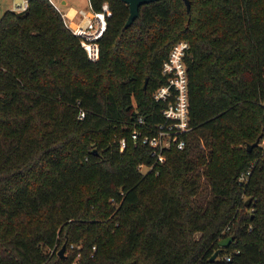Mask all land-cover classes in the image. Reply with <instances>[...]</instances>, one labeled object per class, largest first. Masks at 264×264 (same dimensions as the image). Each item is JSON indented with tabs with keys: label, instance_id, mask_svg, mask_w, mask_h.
<instances>
[{
	"label": "trees",
	"instance_id": "1",
	"mask_svg": "<svg viewBox=\"0 0 264 264\" xmlns=\"http://www.w3.org/2000/svg\"><path fill=\"white\" fill-rule=\"evenodd\" d=\"M27 1L0 15V264H264V0H155L126 28L125 2L88 0L109 7L95 61ZM179 39L190 129L154 163L131 130L162 120Z\"/></svg>",
	"mask_w": 264,
	"mask_h": 264
},
{
	"label": "built area",
	"instance_id": "2",
	"mask_svg": "<svg viewBox=\"0 0 264 264\" xmlns=\"http://www.w3.org/2000/svg\"><path fill=\"white\" fill-rule=\"evenodd\" d=\"M61 13L65 26L79 38V42L89 60L95 61L99 57L98 39L106 27V13L108 12V2L104 1L99 9H93L89 3L87 10L83 8L75 9L72 16L68 15L70 8L61 10L55 0H49ZM28 1L24 0L15 6L16 11H25ZM190 45L185 39L176 40L168 50L163 59L160 72L164 76V83L157 86L152 92V97L156 101H162L165 106L160 109L162 120L156 123H145L141 116L137 117L131 130V137L136 142L147 144L151 149L154 163H161L165 160V151L175 146L183 148L185 142L183 133L190 129L189 125V88H188V67L187 57L190 56ZM84 117L83 109L78 110V118ZM140 123V124H139ZM264 146V138L258 142ZM125 147V138L119 140V149ZM255 162V159L252 163ZM152 167L140 163L138 167ZM249 169L238 176L240 183L244 182L249 174ZM226 259H229L226 256ZM71 264H77L76 261Z\"/></svg>",
	"mask_w": 264,
	"mask_h": 264
},
{
	"label": "water",
	"instance_id": "3",
	"mask_svg": "<svg viewBox=\"0 0 264 264\" xmlns=\"http://www.w3.org/2000/svg\"><path fill=\"white\" fill-rule=\"evenodd\" d=\"M123 2H125L127 5H128V9H129V14L127 16V19L126 21L124 22V25L123 27L126 28L128 27L132 22L133 20L138 16V13H139V7L140 5L142 4H145V3H149V2H152V1H155V0H122ZM185 5H186V10L189 11L190 9V1L189 0H183ZM146 83H147V78L144 79V84H143V89L146 88ZM258 139L257 138L254 142L250 143V144H247L246 145V148L247 150L249 151L253 146H255L257 143H258ZM93 152H95L96 150L93 149L92 150ZM249 202V198H247L245 200V204H248ZM232 235L222 239L219 241V244L220 245H227L231 240H232ZM65 249V245L63 244L60 249L58 250V254L59 255H62L63 254V251ZM217 252L218 251H215L211 256H210V259H213L214 257H216L217 255Z\"/></svg>",
	"mask_w": 264,
	"mask_h": 264
},
{
	"label": "crops",
	"instance_id": "4",
	"mask_svg": "<svg viewBox=\"0 0 264 264\" xmlns=\"http://www.w3.org/2000/svg\"><path fill=\"white\" fill-rule=\"evenodd\" d=\"M55 2L59 5V8L62 10L61 5H68L67 8H72V9H78L82 7H76L73 4H70L68 0H60L58 3L56 0ZM89 2V1H88ZM21 3V2H20ZM20 3H14V0H0V15L5 11V10H16L15 6Z\"/></svg>",
	"mask_w": 264,
	"mask_h": 264
},
{
	"label": "rangeland",
	"instance_id": "5",
	"mask_svg": "<svg viewBox=\"0 0 264 264\" xmlns=\"http://www.w3.org/2000/svg\"><path fill=\"white\" fill-rule=\"evenodd\" d=\"M10 1V0H9ZM24 0H14V3H20ZM58 3L60 2V0H56ZM70 4L75 5L76 7H82L83 9L87 10L89 8V2L88 0H68ZM62 6V10H66L68 5H61ZM144 84V82H143ZM143 84H142V88H143ZM263 105H264V100H263ZM141 172H147L148 170H150L152 167L147 168L144 166L139 167ZM101 199V198H100Z\"/></svg>",
	"mask_w": 264,
	"mask_h": 264
},
{
	"label": "bare ground",
	"instance_id": "6",
	"mask_svg": "<svg viewBox=\"0 0 264 264\" xmlns=\"http://www.w3.org/2000/svg\"><path fill=\"white\" fill-rule=\"evenodd\" d=\"M14 11H16V10H14ZM16 12H19V11H16ZM74 12H75L74 9L70 8L69 11H68V15L72 16L74 14Z\"/></svg>",
	"mask_w": 264,
	"mask_h": 264
}]
</instances>
